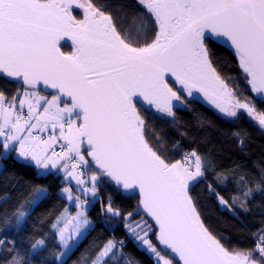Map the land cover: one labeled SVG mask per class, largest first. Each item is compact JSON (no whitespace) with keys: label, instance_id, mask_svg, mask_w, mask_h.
I'll use <instances>...</instances> for the list:
<instances>
[{"label":"snow or ice","instance_id":"snow-or-ice-1","mask_svg":"<svg viewBox=\"0 0 264 264\" xmlns=\"http://www.w3.org/2000/svg\"><path fill=\"white\" fill-rule=\"evenodd\" d=\"M0 264H264V0H0Z\"/></svg>","mask_w":264,"mask_h":264},{"label":"trees","instance_id":"trees-1","mask_svg":"<svg viewBox=\"0 0 264 264\" xmlns=\"http://www.w3.org/2000/svg\"><path fill=\"white\" fill-rule=\"evenodd\" d=\"M200 111L202 112H205L209 117L212 116V112L208 109V107L205 105V106H201V105H197L196 106ZM180 116L184 117V118H188L190 114L188 113H185V112H181L179 113ZM256 135V139L259 140L260 137L258 134H255ZM44 183H48V181H43ZM54 183V182H53ZM94 214H95V210H94ZM122 234V233H121ZM129 251H132L133 254L138 258V259H141V260H144V256L141 254V253H138L136 252L135 249L132 248L131 245H129Z\"/></svg>","mask_w":264,"mask_h":264}]
</instances>
